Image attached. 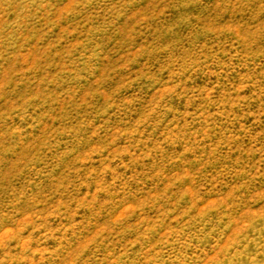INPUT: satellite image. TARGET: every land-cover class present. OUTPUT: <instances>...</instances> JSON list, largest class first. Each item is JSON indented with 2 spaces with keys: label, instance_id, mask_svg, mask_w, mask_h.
<instances>
[{
  "label": "rangeland",
  "instance_id": "rangeland-1",
  "mask_svg": "<svg viewBox=\"0 0 264 264\" xmlns=\"http://www.w3.org/2000/svg\"><path fill=\"white\" fill-rule=\"evenodd\" d=\"M0 264H264V0H0Z\"/></svg>",
  "mask_w": 264,
  "mask_h": 264
}]
</instances>
